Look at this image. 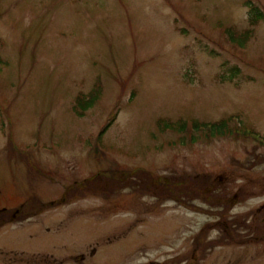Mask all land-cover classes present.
I'll list each match as a JSON object with an SVG mask.
<instances>
[{
	"label": "rangeland",
	"instance_id": "1",
	"mask_svg": "<svg viewBox=\"0 0 264 264\" xmlns=\"http://www.w3.org/2000/svg\"><path fill=\"white\" fill-rule=\"evenodd\" d=\"M248 3L264 14V0H0V212L32 197L43 208L0 226V264H264L260 238L205 248L264 218V147L182 144L157 125L237 116L264 138V19L244 48L226 35L251 28ZM108 169L124 171L115 187L97 175ZM186 178L219 187L229 217L160 197Z\"/></svg>",
	"mask_w": 264,
	"mask_h": 264
},
{
	"label": "trees",
	"instance_id": "2",
	"mask_svg": "<svg viewBox=\"0 0 264 264\" xmlns=\"http://www.w3.org/2000/svg\"><path fill=\"white\" fill-rule=\"evenodd\" d=\"M250 7V15H249V22L251 24V28L245 30L244 32H237L236 30L232 28H228L226 30V35L230 43L239 46L240 48H244L247 43L251 40L254 33V26L257 25L260 21L264 19V14L254 5L249 4ZM229 74L222 75V81H230L233 82L235 79L238 78L240 75V70L237 67H234V69H230ZM100 91L101 86L98 83V86L96 87V90L92 93V95L89 98H86L88 96L80 95L77 97L75 105H74V111L79 117H83L84 113L93 108L94 105L98 102L100 99ZM115 118H112L105 127L102 128L98 135V142L100 143L102 140V137L104 133L111 127V125L114 123ZM232 123V125H231ZM157 125L159 129L162 132H173L180 135V143H193L199 136L201 137H207V138H215V137H222V136H233L236 139H245V140H253L255 141L259 146L264 147V138H261L260 134L254 132L250 127H245L239 120L237 116H231L230 118L221 119L216 122H200L197 120H192L189 122L188 120L180 119L178 121H171L170 119H159L157 121ZM197 135H199L197 137ZM11 141V140H10ZM187 141V142H186ZM94 147V146H93ZM17 147H15V143L13 141L9 144L8 154L11 158H18L22 163L27 165L28 167H34L31 162L29 155L26 151H23L22 153L18 151ZM22 151V150H21ZM27 153V154H26ZM31 157V156H30ZM259 163H264V159L260 158ZM257 165V164H255ZM35 168V167H34ZM119 169V168H118ZM124 171L120 169V171L112 169H108L107 171L100 172L97 175L104 176L102 179L107 184H112L113 187L117 186V183L119 182L116 179V176L123 175ZM127 175L129 173L126 172ZM96 175V176H97ZM135 178V176H134ZM137 181H139L138 178H135ZM163 189V193L160 195V197H164L166 201L168 200H175V202L181 203L182 206H190L192 205V202L194 200H201L206 203H208L212 207H222L224 208L223 211H221V215H228V207L224 204H220L219 201L223 199V195L218 194L220 192L219 187H214L211 189V187H208L206 183L201 181H192L189 178L183 179V180H175L171 181L166 180L163 181L160 185ZM131 188V186L126 185L124 188ZM217 192V193H216ZM167 193V194H165ZM81 195V194H80ZM241 199L244 200V198L241 196ZM41 202L35 198H29L25 204L23 205L21 209V217L27 218L31 215L38 214L42 211ZM10 211L5 212L3 215L0 216V226L4 223V221H10L9 214ZM226 220V219H224ZM236 221V220H235ZM234 221V222H235ZM232 222L237 225L238 222ZM247 228L251 229L252 232V238H260L264 239V222H260L258 224L252 223L251 225H248ZM235 228L233 229V237L236 240H240L241 236L238 233H235ZM206 238V237H205ZM224 239L221 237L219 242H216L218 244L223 243ZM214 243L210 241L205 245V248L212 249L214 247ZM229 243V242H227ZM230 244V243H229Z\"/></svg>",
	"mask_w": 264,
	"mask_h": 264
},
{
	"label": "flooded vegetation",
	"instance_id": "3",
	"mask_svg": "<svg viewBox=\"0 0 264 264\" xmlns=\"http://www.w3.org/2000/svg\"><path fill=\"white\" fill-rule=\"evenodd\" d=\"M22 205H20L14 212L13 211H10V215H9V218H10V221L16 219V217L18 218L20 215H21V209L20 208ZM23 207V206H22ZM5 212H8V209H3L1 212H0V215H3ZM228 217H229V214H228ZM237 221V220H236ZM251 221V220H250ZM264 222V218H259V219H253V223L255 224H258L260 222ZM237 225L236 226H233V228L231 229H225V234L222 236V238L224 239L225 242H229L230 244H234V243H238L244 239H252V232H251V229L250 228H247L248 225H251L252 222H249L247 219H245L244 221H240L238 219L237 221ZM235 228V233H238L241 238L240 240H236L234 239L233 237V229ZM221 238V237H220ZM220 238H218L216 241H213V242H219ZM256 240H259L258 238H256ZM264 241V239H262ZM223 241V242H224ZM208 242L206 241L205 242V245L207 244ZM220 246V245H219ZM204 247V246H203ZM207 249V248H206ZM210 250V249H209Z\"/></svg>",
	"mask_w": 264,
	"mask_h": 264
}]
</instances>
